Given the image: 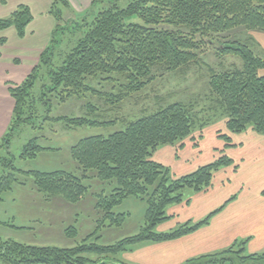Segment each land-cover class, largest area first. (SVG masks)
Masks as SVG:
<instances>
[{"label": "trees", "instance_id": "trees-1", "mask_svg": "<svg viewBox=\"0 0 264 264\" xmlns=\"http://www.w3.org/2000/svg\"><path fill=\"white\" fill-rule=\"evenodd\" d=\"M1 2L5 4L6 0ZM71 11L68 0H53L50 14L56 27L51 43L25 81L9 90L15 104L9 132L3 140L6 149L22 125L36 128L34 125L41 115L43 122L65 123L70 128L114 125L115 121L100 122L89 116L53 117V100L59 99L62 104L70 98L91 94L103 99L110 108L121 106L153 84L157 72L172 74L199 63L203 48L243 61L241 68L234 67L231 71H208L210 96L226 118L225 130L234 135L248 130L264 135V58L249 43L227 35L240 28L264 32V0H94L82 18L80 15L66 23V14ZM32 22L31 10L20 6L10 18L0 19V32L14 28L23 39ZM5 43L6 39L1 38L0 45ZM68 44L75 45L62 65L55 68V51ZM44 69L50 85H45L40 97H36L34 89ZM99 76L118 84L114 92L107 93L91 85L89 81ZM113 76L123 78L124 82ZM34 103L39 105L38 112L37 109L32 112ZM86 109L89 115L99 114L91 103ZM213 111L216 118L215 108ZM124 119V130L108 137L83 139L71 149L82 178L65 171H21L16 167L15 158L0 157V204L4 202V195L20 183L19 176L33 178L42 194L61 196L71 204H79L88 191L83 180L92 173L94 176L90 178L99 179L112 190L110 196L97 199L96 207L113 224L125 223L127 214L116 213L115 209L126 200L135 198L147 205L140 231L111 246L84 242L68 248L29 245L0 237V261L5 264H109L94 261L90 256H116L143 243L177 240L208 225L221 211L194 225H181L170 232L158 230L172 218L168 208L183 203L185 193L209 190L217 172L235 167L232 159L222 156L194 173L175 178L169 168L154 160L161 147L182 149L190 142L198 145L197 140L209 120L201 124L198 137L195 132L199 120L193 104L171 103L135 121ZM48 150L33 139L20 159L35 160ZM0 225L25 229L2 222ZM67 235L76 237L78 231L70 228ZM184 264H264V254H249L242 243L189 259Z\"/></svg>", "mask_w": 264, "mask_h": 264}, {"label": "rangeland", "instance_id": "rangeland-1", "mask_svg": "<svg viewBox=\"0 0 264 264\" xmlns=\"http://www.w3.org/2000/svg\"><path fill=\"white\" fill-rule=\"evenodd\" d=\"M71 12L66 14V23L71 22L70 20L73 18L80 17L75 11ZM83 14L81 13V18ZM227 35L235 40L249 43L252 50L264 58V32L240 28L227 33ZM72 47L70 44L63 45L55 51V68L62 65L66 55L72 51ZM199 58L200 62L191 65L189 69H182L172 74L157 72V78L153 84L149 85L140 95L126 100L121 106L110 108L103 99L91 94L82 98H70L62 104L59 99H55L51 113L53 117L79 118L89 116L91 119L100 122L115 121V124L102 127L70 128L65 123L43 122L44 117L41 115L34 125L36 128L29 125H22L19 128L10 141L9 149L3 147V140L9 132V128L5 135L0 136V157L15 158L16 167L21 171H65L82 178L79 166L71 155V149L81 140L94 136L108 137L126 128L122 121L124 118L135 121L154 113L161 106H167L171 103H184L195 106L199 120L195 134L198 137L201 135V138L197 140V146H194V143L191 145L189 143L188 149L185 151L176 148V155L174 153L173 159L168 160L167 166L172 176L179 178L189 175L202 167L215 163L222 156L233 161L239 159L241 146L234 137L235 135L225 130L226 118L218 111L210 96L208 71L209 69L216 72L231 71L234 67L241 68L243 61L235 56H219L216 51L206 50V48L199 52ZM15 66H17L19 74H24L27 61L23 60ZM104 78L106 76H99L97 80H90L89 82L101 91L114 92V87H117L118 84L104 80ZM119 80L124 82L123 78H119ZM45 85H50L46 69L41 71L34 89L36 97H40ZM90 103L97 108L96 113L99 114L94 116L88 114L86 105ZM213 108L218 114L216 118ZM36 109L38 112L39 105L34 103L32 112H36ZM205 119L209 120V124L203 123ZM202 123L206 127L198 135L199 130L202 129ZM33 139H37L39 146L49 150L39 154L35 160L22 161L20 156ZM166 148L167 151L164 152L170 154L171 147L167 146ZM184 160H187L186 166L191 171L186 174L181 168H178L182 163L185 165ZM235 167H226L217 172L213 179L212 190H210L216 191L224 185L223 189L226 187L225 192H230L235 187L238 189L244 186L242 183H246L250 188H264V174H256V166L252 162H248L242 172L238 174L234 173ZM192 169H194L193 172ZM90 175L94 176V174L89 173L88 179L83 180L88 191L79 204H71L61 196L54 197L42 194L36 189L33 178L28 179L19 176L20 183L15 185L11 193L4 195V202L0 204V222L25 229L14 230L0 225V237L29 245L68 248L84 242L111 246L126 237L137 234L144 226L147 205L135 198L126 200L115 209L116 213L127 214L125 223L122 226L113 224L96 207L97 199L101 196H110L112 190L108 187L109 185L101 183L99 179L90 178ZM230 177H235L232 185H229L228 182ZM185 195L186 197L190 196L187 193ZM73 227L78 231L76 237L67 235V230ZM90 258L94 261L119 264L122 262L123 256L119 254L116 256H90ZM0 264L5 263L0 261Z\"/></svg>", "mask_w": 264, "mask_h": 264}, {"label": "crops", "instance_id": "crops-1", "mask_svg": "<svg viewBox=\"0 0 264 264\" xmlns=\"http://www.w3.org/2000/svg\"><path fill=\"white\" fill-rule=\"evenodd\" d=\"M1 1L0 19H8L20 6L28 7L33 15V22L23 39L18 37L14 28L0 32V40L6 39V43L0 45V136H3L11 124L15 104L9 90L22 84L39 64L56 22L50 14L53 0H6L5 4ZM93 1L68 0L71 9L79 15L89 10ZM23 60L27 61V68L24 74H19L15 65ZM234 137L241 146L239 159H234L237 166L234 173L242 172L244 166L252 162L256 166L255 173L264 174V135L248 130ZM188 146L189 143L180 151L187 150ZM166 147L159 148L154 155V160L165 167L168 166V160L176 155L175 146H170V154L164 152L167 151ZM186 162L184 160L185 165L182 163L178 166L185 174L191 172ZM234 179L235 177L228 178L229 185H232ZM242 184L245 187L237 189L234 186L235 189L230 192H225L224 185L216 191H211V187V190L190 194L183 203L171 206L167 211L172 218L159 227L161 232H170L185 224L200 223L213 213L221 211L211 218L208 225L192 234L173 241L143 243L133 247L131 251L122 254V262L184 264L189 259L220 252L242 243H245L249 254H264V188H250L246 183Z\"/></svg>", "mask_w": 264, "mask_h": 264}]
</instances>
